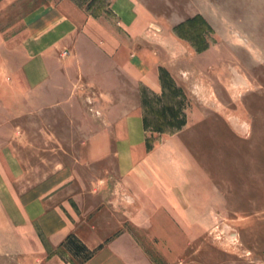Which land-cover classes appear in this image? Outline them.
<instances>
[{"label":"rangeland","instance_id":"obj_1","mask_svg":"<svg viewBox=\"0 0 264 264\" xmlns=\"http://www.w3.org/2000/svg\"><path fill=\"white\" fill-rule=\"evenodd\" d=\"M66 1L123 28L114 0H0V156L23 158L28 186L62 166L99 173L84 142L107 126L127 142L139 111L144 149L134 151L147 159L138 172L156 184L158 210L171 201L188 218L172 228L158 218L173 240H144L141 230L133 264H264V0H137L126 29L139 35L143 73L159 78L125 85L123 100L115 84L69 85L76 78H59V60L45 90L22 78L27 22ZM72 91L88 97L67 101ZM4 185L0 176V200L12 203ZM70 242L63 259L89 256ZM21 244L0 240V264H25Z\"/></svg>","mask_w":264,"mask_h":264},{"label":"crops","instance_id":"obj_2","mask_svg":"<svg viewBox=\"0 0 264 264\" xmlns=\"http://www.w3.org/2000/svg\"><path fill=\"white\" fill-rule=\"evenodd\" d=\"M137 2L113 1L112 14L123 28L111 25L109 13L94 16L69 1L37 12L24 30L22 78L45 90L55 78L52 65L59 60V78H76L68 82L72 86L115 84L121 90L116 100L124 99L125 85L140 89L150 82L157 84L158 75L141 70L139 35L126 29ZM100 95L101 101L110 99L107 92ZM84 96L88 97L72 91L67 101L77 102ZM42 97L50 99L45 94ZM133 116L141 134L142 114L138 111ZM138 133L125 142L118 135L112 140L108 126L100 128L84 142L92 149L91 161L101 163L99 173H86L85 163L62 166L31 186L27 184L28 169L22 167L23 158L0 156L4 197L12 200H0V240H22L20 260L25 264H133L135 240H142L141 230L144 240H158L160 235L173 240L158 218L165 217L172 228L182 226L188 217L173 210L171 201L165 211L158 210L156 184L148 188L149 176L138 172L147 159L144 152L141 157L134 151L144 149ZM111 164H116L115 175L107 167ZM18 184L20 192L16 190ZM43 240L52 244L51 253ZM70 241L89 256L80 263L63 259L60 250Z\"/></svg>","mask_w":264,"mask_h":264},{"label":"trees","instance_id":"obj_3","mask_svg":"<svg viewBox=\"0 0 264 264\" xmlns=\"http://www.w3.org/2000/svg\"><path fill=\"white\" fill-rule=\"evenodd\" d=\"M94 16H99V15H94Z\"/></svg>","mask_w":264,"mask_h":264}]
</instances>
